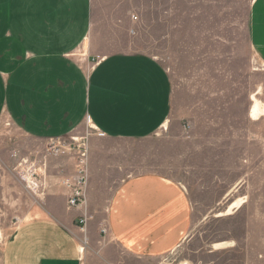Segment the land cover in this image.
<instances>
[{"label":"rangeland","instance_id":"obj_1","mask_svg":"<svg viewBox=\"0 0 264 264\" xmlns=\"http://www.w3.org/2000/svg\"><path fill=\"white\" fill-rule=\"evenodd\" d=\"M94 1L99 55L130 51L156 58L171 77L173 106L167 126L150 138H105L87 122L57 139L70 145L78 138L89 151V215L70 217L82 234L84 264H105L109 208L125 181L147 174L185 190L191 228L173 252L141 260L121 253L120 261L264 264V114L256 121L250 114L253 97L264 108V62L256 51V41L264 39V0ZM52 141L27 139L0 124L1 246L45 202L43 191L20 179L23 159L49 156L52 172L71 173L75 159L50 154ZM117 257L112 253V263Z\"/></svg>","mask_w":264,"mask_h":264},{"label":"crops","instance_id":"obj_2","mask_svg":"<svg viewBox=\"0 0 264 264\" xmlns=\"http://www.w3.org/2000/svg\"><path fill=\"white\" fill-rule=\"evenodd\" d=\"M95 9L94 0H0V124L44 142L75 135L87 122L120 140L150 138L167 126L173 106L167 69L145 53L99 55ZM256 42L264 62V39ZM48 158L35 161L43 174V209L0 245V264L85 262L82 234L70 217L89 215V193L87 206L71 208L63 181L74 175L76 160L60 177ZM90 173L89 165L88 191ZM191 216L179 184L153 174L127 180L109 208L103 232L111 240L102 259L114 264L112 253L141 260L173 252Z\"/></svg>","mask_w":264,"mask_h":264},{"label":"built area","instance_id":"obj_3","mask_svg":"<svg viewBox=\"0 0 264 264\" xmlns=\"http://www.w3.org/2000/svg\"><path fill=\"white\" fill-rule=\"evenodd\" d=\"M78 139L73 138V143L63 144L53 140L50 154H68L75 161V172L72 177L63 181V187L68 190V201L71 208L87 206V193L89 186V151L85 145H78ZM19 176L24 185L33 191L42 192L40 177L43 176L35 162L24 160L20 164ZM85 220H81L84 223Z\"/></svg>","mask_w":264,"mask_h":264},{"label":"bare ground","instance_id":"obj_4","mask_svg":"<svg viewBox=\"0 0 264 264\" xmlns=\"http://www.w3.org/2000/svg\"><path fill=\"white\" fill-rule=\"evenodd\" d=\"M253 100H254V104H253V106L251 108L250 114H251V117L253 119H255V121H256L257 119L261 118V116L263 115L264 112H263V105L260 103L261 101L257 100L255 97H253ZM241 205H242V201H239V202L235 203L233 205V207L231 208V210H229V214L228 215L231 214L233 208H235V207L236 208H240ZM221 247H222L221 244H218L216 248L220 249ZM82 249L84 251V247H82Z\"/></svg>","mask_w":264,"mask_h":264}]
</instances>
